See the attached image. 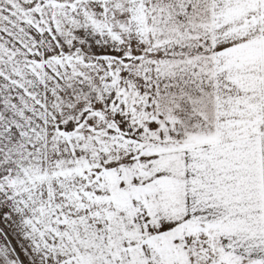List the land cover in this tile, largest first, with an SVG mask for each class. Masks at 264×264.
<instances>
[{"label":"snow or ice","instance_id":"6c2138e0","mask_svg":"<svg viewBox=\"0 0 264 264\" xmlns=\"http://www.w3.org/2000/svg\"><path fill=\"white\" fill-rule=\"evenodd\" d=\"M0 264H264V0H0Z\"/></svg>","mask_w":264,"mask_h":264}]
</instances>
